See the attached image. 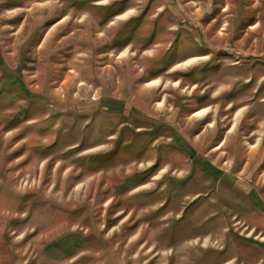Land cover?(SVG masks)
Returning a JSON list of instances; mask_svg holds the SVG:
<instances>
[{
  "label": "rangeland",
  "instance_id": "rangeland-1",
  "mask_svg": "<svg viewBox=\"0 0 264 264\" xmlns=\"http://www.w3.org/2000/svg\"><path fill=\"white\" fill-rule=\"evenodd\" d=\"M153 2L0 0V264L264 259V0H169L162 54ZM203 48L257 91L227 106L214 61L184 73ZM129 190L153 203L125 214Z\"/></svg>",
  "mask_w": 264,
  "mask_h": 264
},
{
  "label": "crops",
  "instance_id": "crops-1",
  "mask_svg": "<svg viewBox=\"0 0 264 264\" xmlns=\"http://www.w3.org/2000/svg\"><path fill=\"white\" fill-rule=\"evenodd\" d=\"M100 1V0H99ZM163 2H158V0H156V4L153 2L152 5H149L146 7L145 12L147 13L148 18H154L155 20H153L154 22L156 21V23H153L151 26L149 27L151 34L153 35V40H152V44L153 47L152 48H148L147 50H142L145 52L151 51L152 49H157L160 48L161 51L159 52L160 54H162L163 52L167 53L169 51V48L172 47H168L170 44V41L167 37V35H169V15L166 14V10L167 9H171L169 7V0H162ZM172 0H170L171 2ZM202 1V0H201ZM210 1V2H209ZM226 2H220L218 4H216L217 8L222 9H228L229 4L227 3L228 0H225ZM240 5H243L244 2L243 0H237ZM99 3V2H98ZM158 3V5H157ZM219 5L221 7H219ZM213 0H206V2L203 3V8L208 11L211 12L213 10ZM242 10V8H240ZM173 10V9H172ZM132 11V9H125L124 11H121L120 14L116 15V18H121L125 15L128 14V12ZM175 16L177 15L178 17L180 16V13L178 12L177 8L175 7L174 9ZM137 14V13H136ZM136 17L140 16V15H135ZM216 21V18H212L211 20H209L206 23V27L210 28L211 26L214 25V22ZM188 26V25H187ZM187 26H184V28H186L187 31H189V28ZM167 27V28H165ZM148 28V27H147ZM150 33V32H149ZM184 37L180 36L177 34V37H175L173 39L174 41V45L177 44L178 45V49H182L183 47L186 46V40L183 39ZM196 40H202L203 39V35L201 34L200 36L197 35V37H195ZM202 47V46H200ZM229 50V49H227ZM216 52H214L213 50H206L204 52V48H203V52L198 53V54H190L187 55L185 57H183L182 59L178 60L179 63H181L182 65H186L188 66V68L186 69V71H184V73L190 72L192 69L198 67V66H203L205 63L209 62V61H214V67H212L213 65L208 66L205 71L201 74V72L199 71L198 74L204 75V74H208L210 73V75L214 76V80L213 83H222L223 80H225L223 83L225 84L224 90L222 94H224V97H229V99L227 98V106L233 105L235 106V103L233 102L234 99L239 98L240 93H245L244 91H251V92H256L258 87H259V83L261 82H256V84H253L251 87L249 86L248 89L246 90H242V87L245 86V84H248L250 81H248V77L250 75L251 72H249V70L247 71V69H244L243 67H241L240 61L237 58H242V57H238V56H234L236 58L235 62L233 61L230 65L228 66H223L220 65V59L217 60V57H215ZM236 54H240V52H235ZM159 54V55H160ZM226 55H234L233 49L231 48L229 51H226ZM161 59V57L159 58ZM208 60V61H207ZM177 62V63H178ZM250 62V61H249ZM245 63H248V61H246ZM249 64H247L248 66ZM259 66V65H258ZM258 66L254 68V72H257L258 70ZM247 72V76L240 82L239 79H241L242 74ZM224 78V79H223ZM262 80H264V74L263 77H261ZM159 83L158 80H153L150 81L149 83L146 84V86H153V85H157ZM193 85L196 86H200L201 80H197V81H193ZM212 82H208L206 84V86L204 87V90H208L210 92H216V95H211L212 98H218L219 95V91L217 89V86H215V88L212 89ZM218 91V92H217ZM241 91V92H240ZM239 100V99H238ZM216 101H221L220 99H217ZM209 104L207 105H203L201 107H199V109H201V111L197 112H205L202 109L208 107ZM246 104L245 103H241L239 105H236V107L239 108H244ZM196 113V114H197Z\"/></svg>",
  "mask_w": 264,
  "mask_h": 264
},
{
  "label": "flooded vegetation",
  "instance_id": "flooded-vegetation-1",
  "mask_svg": "<svg viewBox=\"0 0 264 264\" xmlns=\"http://www.w3.org/2000/svg\"><path fill=\"white\" fill-rule=\"evenodd\" d=\"M98 2H99V0H98ZM96 3V2H95ZM83 11V10H82ZM55 22V21H54ZM117 143V142H116ZM111 151V150H110ZM121 183H123V181L122 182H120V183H118V184H121ZM166 187H167V185H166ZM117 194L120 196V194H122V191L121 190H119L118 192H117ZM125 194H127L126 195V206H124L123 207V209H124V213L126 214V212L127 211H129V212H133L134 210H136V209H138V208H140V207H146V206H149L151 203H153V199H150V198H147V199H145V200H139V201H137V202H134V200H133V196H135V195H137V193H133V192H131V190H129V191H126L125 192ZM120 199H121V197H119V198H117V200H116V203H121V201H120ZM167 202V199L166 200H164V203H162L161 204V206L160 207H162L165 203ZM159 207V208H160ZM119 207H117L116 206V209H118ZM116 209H114V210H116ZM128 212V213H129ZM130 214H132V213H130ZM129 214V215H130ZM128 219V218H127ZM249 237H250V240H255L252 236H250L249 235ZM252 238V239H251ZM249 242V241H248ZM258 264H264V259H260L259 260V263Z\"/></svg>",
  "mask_w": 264,
  "mask_h": 264
}]
</instances>
